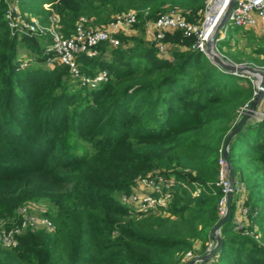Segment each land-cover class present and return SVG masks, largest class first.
Wrapping results in <instances>:
<instances>
[{
    "label": "trees",
    "instance_id": "trees-1",
    "mask_svg": "<svg viewBox=\"0 0 264 264\" xmlns=\"http://www.w3.org/2000/svg\"><path fill=\"white\" fill-rule=\"evenodd\" d=\"M20 7L64 37L81 18L104 29L135 11L138 22L136 34L119 36L122 46L78 58L82 73L109 75L91 89L67 67L48 66L49 38L13 35L0 0V222L21 228L20 210L41 204L53 226L26 228L15 248L0 244V264H184L196 242L205 255L225 196L220 150L254 86L192 50L181 32L168 34L174 46L159 54L145 30L172 11L201 22L206 0H20ZM22 51L32 57L23 69ZM254 51L264 55V46ZM227 57L241 63V53ZM240 138L249 142L243 165ZM229 154L241 190L221 228L222 248L202 264H264V121L246 124ZM156 177L173 182L167 207L135 212L120 202L139 178Z\"/></svg>",
    "mask_w": 264,
    "mask_h": 264
},
{
    "label": "built area",
    "instance_id": "built-area-1",
    "mask_svg": "<svg viewBox=\"0 0 264 264\" xmlns=\"http://www.w3.org/2000/svg\"><path fill=\"white\" fill-rule=\"evenodd\" d=\"M6 3L5 20L13 35L26 36L30 38H49L50 44L46 47L45 55L47 64L50 67L64 66L69 69L71 76L80 83L81 86L96 89L99 85L107 82L109 75L107 71H101L95 76H88L82 73L78 58L86 55L89 58H95L100 55L99 47L106 44L111 49L122 46L119 36L123 34L125 29H133L138 22L137 13L129 11L123 15L117 16L104 29H95L88 27V20L81 18L77 24L76 32L70 37H64L60 26L56 29L42 25L39 20L33 16L24 14L20 7V0H4ZM213 2L211 7H207L206 19L203 23L189 22L180 12L172 11L161 16L154 21V33L152 43L161 55H165L167 50L171 48L169 42L166 41L168 31L181 32L186 39H193L191 49L204 54L207 52V44L213 33L210 23L213 19L212 8L218 4H222L221 0H210ZM54 21L59 24L60 19L54 17ZM258 21L264 24V0H237L236 5L231 13L229 24L242 30L252 31L258 28ZM264 33V28L262 29ZM226 33L224 34L225 37ZM222 37L220 41L224 39ZM219 41V42H220ZM218 50V47H217ZM29 64L28 59H22L20 68H26ZM254 83V98L246 104L242 109L241 118L250 110V107L258 94L259 81L256 79ZM264 100V97H263ZM258 104L255 112V119L264 121V110H260ZM224 147L220 150V182L223 187L224 197L220 202L219 215L224 218L227 215V195L230 190V172L227 161L223 156ZM173 182L163 178H139L136 186L130 194H122V204L129 206L135 212H147L160 207H167L172 199L170 189ZM240 186L235 183L233 194L240 192ZM140 191V193H138ZM201 190L194 192L195 196L200 194ZM246 214V211L244 212ZM23 218L21 228L11 229L7 232L0 231V244L6 248H15L18 245L16 235L22 233L26 228L37 229L39 227L52 228L51 222L46 218L38 219L29 213V208L25 207L20 210ZM221 236V232L219 233ZM212 247L214 244H211ZM188 255H191L189 253Z\"/></svg>",
    "mask_w": 264,
    "mask_h": 264
},
{
    "label": "rangeland",
    "instance_id": "rangeland-1",
    "mask_svg": "<svg viewBox=\"0 0 264 264\" xmlns=\"http://www.w3.org/2000/svg\"><path fill=\"white\" fill-rule=\"evenodd\" d=\"M209 1L210 0H206V8L204 10V13L202 14L203 19L201 20L200 23H203L206 19V10L208 11L207 7L208 6L211 7L213 5V2L209 3ZM216 8L217 7H215V8L213 7L212 12H214ZM224 14H225V12H223L222 15L220 13L217 14V18H216L214 24L210 25L212 30L215 29V27L218 25V23L220 22V20ZM210 18H211V16H210ZM214 18L215 17H213V19ZM222 34L224 35L225 32H223ZM225 40L228 43H224ZM262 40H264V34L256 35L252 31L242 30L238 27H235L231 24H228L227 30H226V35H225L224 39L222 40V42H218V50L224 59L229 60L233 64H237V65L246 64V65L253 66L255 68L264 70V55H259V54L255 53V51H254V50L258 49L259 46H264V42ZM230 51H232L234 54H240L241 53V58H240L241 63L234 62L232 59L227 57L229 55ZM22 54H23V59H29L30 60L32 58V57H30L31 55H29V53H27L25 51H22ZM245 76L247 78H249L251 80V82L255 81L257 79L251 75L246 74ZM252 84L254 86L253 82H252ZM249 132H250L249 134H251V135H253L255 133L254 130H251ZM248 147H249V142L245 138H240L235 144V152L238 155V158L240 159L239 160L240 165H243L244 163L247 162L246 157H247ZM138 193H140V191H138ZM121 196H122V194L119 196L120 202H122ZM31 207H32L31 208V210H32L31 214L35 218H38V219L44 218L39 214V212L44 208L43 206H41V204L40 205H33ZM240 211H241V214L244 215L245 214L244 212L246 210H244L242 207L240 209ZM0 231H2V232L9 231V230L5 229V225L2 222H0ZM211 244L212 243H210L209 245L207 244V252L205 255H203V253H202L203 252V243L202 242H196L195 246H194L195 253H191V255H187L183 261L184 264H188L189 262H191L193 260L197 261L196 264H202V262L199 261L200 258L208 255L215 248L216 242L213 243L214 244L213 247Z\"/></svg>",
    "mask_w": 264,
    "mask_h": 264
},
{
    "label": "water",
    "instance_id": "water-1",
    "mask_svg": "<svg viewBox=\"0 0 264 264\" xmlns=\"http://www.w3.org/2000/svg\"><path fill=\"white\" fill-rule=\"evenodd\" d=\"M237 0H230L227 5V9L223 17L221 18L220 22L216 26V29L213 31L208 44H207V52L206 55L212 61L214 65L219 67L221 70L227 73H231L234 75L245 76L251 75L259 81L258 85V94L254 99L250 110L241 118L238 125L229 133L225 142H224V152L223 156L227 161L229 172H230V190L227 195V215L220 220V222L213 228L211 232V239L216 242L215 248L206 256L200 258L199 261L207 262L209 261L215 254H217L220 249L222 248L223 240L219 233L221 232V228L226 223V221L230 217L231 213V205H232V198H233V189L235 185V176H234V166L232 164L230 154H229V146L231 141L242 131L244 126L250 123V120L255 118V112L257 111L258 104L263 101L264 97V70L255 68L253 66H249L246 64H233L229 60H226L222 57V55L217 50L218 42L224 35L223 32L226 33L227 26L229 24L231 13L236 5ZM197 261H191L188 264H196Z\"/></svg>",
    "mask_w": 264,
    "mask_h": 264
},
{
    "label": "crops",
    "instance_id": "crops-1",
    "mask_svg": "<svg viewBox=\"0 0 264 264\" xmlns=\"http://www.w3.org/2000/svg\"><path fill=\"white\" fill-rule=\"evenodd\" d=\"M153 23L154 22H150V23H147V25H146L145 37H146V40H148L149 42H152V40H153V33H154V25H153ZM258 24H259L258 28L255 29V30H252V32L254 34H256V35H262V34H264L263 31H262V29L264 28V24L261 21H258ZM176 32L175 31H168L167 35L168 34H174ZM133 34H136V32L133 29H125L123 31L122 35L130 36V35H133ZM169 44L171 45V47L174 46L170 42H169ZM22 58H23V56H22ZM259 109L260 110H264V100L261 102V105L259 106ZM254 121H257V119L253 118V119L250 120V122H254ZM237 204H238V209H237L236 216H237L238 222L246 221L245 215L241 214V211H240V209L242 208L241 207L242 206V201H238Z\"/></svg>",
    "mask_w": 264,
    "mask_h": 264
},
{
    "label": "bare ground",
    "instance_id": "bare-ground-1",
    "mask_svg": "<svg viewBox=\"0 0 264 264\" xmlns=\"http://www.w3.org/2000/svg\"><path fill=\"white\" fill-rule=\"evenodd\" d=\"M221 2H222V4L218 7V4H216L215 6H214V8L215 7H217L216 9H215V11L214 12H212L211 14H209V16H212L213 15V17H215L214 19H212L213 21L210 23V25L212 24H214V22H215V20H216V18H217V14H223V12H226V9H227V5H228V3L230 2V0H221ZM216 24V23H215ZM215 29H216V27H215ZM214 29V30H215ZM213 30V31H214Z\"/></svg>",
    "mask_w": 264,
    "mask_h": 264
}]
</instances>
